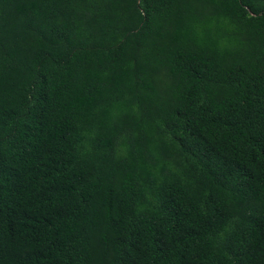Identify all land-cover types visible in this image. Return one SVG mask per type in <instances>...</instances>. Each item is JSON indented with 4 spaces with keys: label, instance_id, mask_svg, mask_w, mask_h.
<instances>
[{
    "label": "trees",
    "instance_id": "obj_1",
    "mask_svg": "<svg viewBox=\"0 0 264 264\" xmlns=\"http://www.w3.org/2000/svg\"><path fill=\"white\" fill-rule=\"evenodd\" d=\"M0 264H264V0H0Z\"/></svg>",
    "mask_w": 264,
    "mask_h": 264
}]
</instances>
